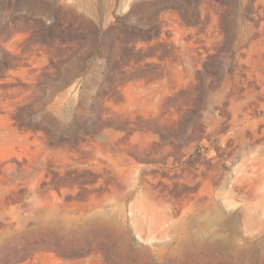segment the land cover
<instances>
[{
    "label": "rangeland",
    "instance_id": "1",
    "mask_svg": "<svg viewBox=\"0 0 264 264\" xmlns=\"http://www.w3.org/2000/svg\"><path fill=\"white\" fill-rule=\"evenodd\" d=\"M0 264H264V0H0Z\"/></svg>",
    "mask_w": 264,
    "mask_h": 264
},
{
    "label": "trees",
    "instance_id": "2",
    "mask_svg": "<svg viewBox=\"0 0 264 264\" xmlns=\"http://www.w3.org/2000/svg\"><path fill=\"white\" fill-rule=\"evenodd\" d=\"M6 58V56H4V59ZM3 64V66L2 67H4V69H7V64H5V62L4 63H2Z\"/></svg>",
    "mask_w": 264,
    "mask_h": 264
}]
</instances>
